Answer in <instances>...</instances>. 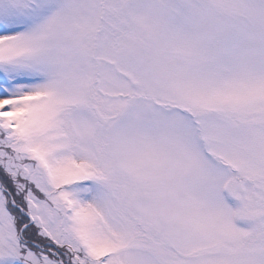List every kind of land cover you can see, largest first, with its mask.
Segmentation results:
<instances>
[{"label": "snow or ice", "instance_id": "6c2138e0", "mask_svg": "<svg viewBox=\"0 0 264 264\" xmlns=\"http://www.w3.org/2000/svg\"><path fill=\"white\" fill-rule=\"evenodd\" d=\"M0 264H264V0H0Z\"/></svg>", "mask_w": 264, "mask_h": 264}]
</instances>
